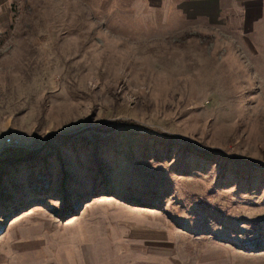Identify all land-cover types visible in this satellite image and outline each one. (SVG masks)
Masks as SVG:
<instances>
[{
  "label": "rangeland",
  "instance_id": "obj_1",
  "mask_svg": "<svg viewBox=\"0 0 264 264\" xmlns=\"http://www.w3.org/2000/svg\"><path fill=\"white\" fill-rule=\"evenodd\" d=\"M222 1L0 0V264H264V17Z\"/></svg>",
  "mask_w": 264,
  "mask_h": 264
},
{
  "label": "crops",
  "instance_id": "obj_2",
  "mask_svg": "<svg viewBox=\"0 0 264 264\" xmlns=\"http://www.w3.org/2000/svg\"><path fill=\"white\" fill-rule=\"evenodd\" d=\"M222 0H219V8L225 5ZM241 7H235V10L239 11L242 18H245L246 14H249V19H256L257 14H261L264 17V0H240ZM220 10V9H219ZM251 16V17H250Z\"/></svg>",
  "mask_w": 264,
  "mask_h": 264
},
{
  "label": "trees",
  "instance_id": "obj_3",
  "mask_svg": "<svg viewBox=\"0 0 264 264\" xmlns=\"http://www.w3.org/2000/svg\"><path fill=\"white\" fill-rule=\"evenodd\" d=\"M22 157V158H20ZM26 158V156H25ZM24 157L23 156H17V155H11L10 153H7L6 155H3L0 157V164H14L16 161H23ZM1 165H0V168H1ZM1 205L3 206H6L7 204V201H3L0 203Z\"/></svg>",
  "mask_w": 264,
  "mask_h": 264
},
{
  "label": "built area",
  "instance_id": "obj_4",
  "mask_svg": "<svg viewBox=\"0 0 264 264\" xmlns=\"http://www.w3.org/2000/svg\"><path fill=\"white\" fill-rule=\"evenodd\" d=\"M8 139V138H7ZM9 140V139H8Z\"/></svg>",
  "mask_w": 264,
  "mask_h": 264
}]
</instances>
